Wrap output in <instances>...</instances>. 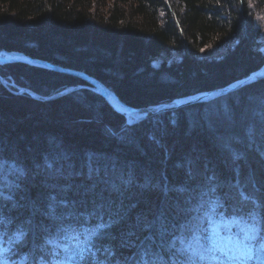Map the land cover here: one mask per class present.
<instances>
[{
	"label": "trees",
	"instance_id": "1",
	"mask_svg": "<svg viewBox=\"0 0 264 264\" xmlns=\"http://www.w3.org/2000/svg\"><path fill=\"white\" fill-rule=\"evenodd\" d=\"M263 8L264 0H0V51L82 70L140 108L224 87L262 67ZM207 48L222 51L202 56ZM0 162L15 169L12 183L0 181V259L57 264L72 237L82 240L103 223L111 227L94 241L98 260L137 264L151 247L157 264H173L168 241L203 217L208 200L226 202L230 214L243 191L246 212L264 206V77L129 124L78 76L0 64ZM21 230L27 235L18 241Z\"/></svg>",
	"mask_w": 264,
	"mask_h": 264
},
{
	"label": "snow or ice",
	"instance_id": "2",
	"mask_svg": "<svg viewBox=\"0 0 264 264\" xmlns=\"http://www.w3.org/2000/svg\"><path fill=\"white\" fill-rule=\"evenodd\" d=\"M48 166L52 167V165ZM178 191L182 192L184 189L180 188ZM211 191L215 192L216 189ZM249 200L250 197L240 191L238 199L231 206L230 214L223 210L226 202L219 199L208 200L206 202L208 208L204 211L203 217L196 218L194 223L181 226V235L173 236L168 241V251L175 258L173 264H204L209 259L219 261L220 264H234V262L243 264L244 261L252 260L264 264V228L258 222L264 221V206L246 212L245 208ZM55 206L56 198L50 197V215L54 214ZM0 223H3L2 219ZM110 227V224L101 223L96 229L84 234L82 240L79 236L72 237L75 243L62 248L66 259L58 261L57 264H106L105 261L97 259L93 248L94 241L103 237L102 230ZM145 228L150 230L152 225L145 224ZM158 231L163 237L167 230L161 223ZM26 235L21 230L16 234V240L21 241ZM147 239L151 241L153 237L149 236ZM47 243L53 242L49 240ZM85 243L87 248L81 249L80 245ZM3 251L0 249V254ZM84 251L88 252L87 256L84 255ZM104 253L106 256L112 255L108 248L104 249ZM154 256L151 247H145L139 253L137 264H157L152 258ZM0 264H5V261L0 259Z\"/></svg>",
	"mask_w": 264,
	"mask_h": 264
},
{
	"label": "water",
	"instance_id": "3",
	"mask_svg": "<svg viewBox=\"0 0 264 264\" xmlns=\"http://www.w3.org/2000/svg\"><path fill=\"white\" fill-rule=\"evenodd\" d=\"M10 62H22L30 65L40 66L54 71L75 75L84 79L86 82L89 83L90 87L94 91L102 95L116 111L123 114L128 120H130V124L138 122L146 117L157 115L163 111L174 110L184 105L211 100L218 96L235 91L252 82H256L257 80L264 77L263 65L259 69L253 71L248 76L239 79L233 83H230L224 87L215 90L199 92L194 95L182 98H177L166 103H159L146 107L135 108L123 103L118 98V96L112 90H110L104 83L82 70L63 67L47 60L31 57L19 51H0V64Z\"/></svg>",
	"mask_w": 264,
	"mask_h": 264
},
{
	"label": "rangeland",
	"instance_id": "4",
	"mask_svg": "<svg viewBox=\"0 0 264 264\" xmlns=\"http://www.w3.org/2000/svg\"><path fill=\"white\" fill-rule=\"evenodd\" d=\"M259 13L258 16H257V19L259 21V24H261V27H262V37L259 39V45H260V48L261 50L264 51V8L263 9H260L259 10ZM222 50L220 49H214V48H207L204 50V52L202 53V56H207V57H211V56H215V55H218ZM171 59L172 58H179V55H177L176 53H173L170 57ZM167 60V59H166ZM163 61V58H157L156 61H155V64H158L160 62ZM6 76L8 77V74H6ZM2 81L3 83H5V85L7 86H10L11 88L14 89V91H18V92H29V93H33L32 91H30V89L26 88V87H23L22 85H15L11 79H6V78H2ZM17 81V80H16ZM70 88L68 89H64V90H61L59 93H63V92H67L69 91ZM135 118V117H133ZM127 119V118H126ZM127 122L129 123L130 120L127 119ZM130 124V123H129ZM0 165L3 167L1 168L2 169V173H1V177H0V181H5V182H13L11 178H9L8 174L11 173L13 170H15L13 168V165L10 164V165H6L4 164V162H0ZM20 172V170L18 171ZM1 183V182H0ZM2 184V183H1ZM0 244H1V240H0ZM3 247V246H2ZM6 262V264H9L8 263V259L7 258H3ZM256 264H260V262L256 261V260H253Z\"/></svg>",
	"mask_w": 264,
	"mask_h": 264
},
{
	"label": "bare ground",
	"instance_id": "5",
	"mask_svg": "<svg viewBox=\"0 0 264 264\" xmlns=\"http://www.w3.org/2000/svg\"><path fill=\"white\" fill-rule=\"evenodd\" d=\"M195 222V221H194Z\"/></svg>",
	"mask_w": 264,
	"mask_h": 264
}]
</instances>
